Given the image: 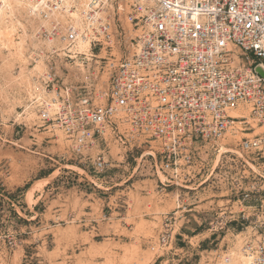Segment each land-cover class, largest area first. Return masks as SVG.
Wrapping results in <instances>:
<instances>
[{
	"label": "built area",
	"instance_id": "1",
	"mask_svg": "<svg viewBox=\"0 0 264 264\" xmlns=\"http://www.w3.org/2000/svg\"><path fill=\"white\" fill-rule=\"evenodd\" d=\"M29 2L42 24L39 38L60 47L51 61L110 71L106 94L49 73L46 89L60 93L45 103L44 125L60 130L100 175L112 167L113 149L123 159L151 161L164 177L160 192H176L158 239L163 250L173 248L178 223L192 212L182 195L195 197L218 174L252 179L249 189L240 180L232 189L242 210L216 213L209 231L227 236L229 226H240L239 253L264 264V205L245 206L264 193V78L255 70L264 66V0ZM231 132L249 137L238 151L221 152Z\"/></svg>",
	"mask_w": 264,
	"mask_h": 264
},
{
	"label": "rangeland",
	"instance_id": "2",
	"mask_svg": "<svg viewBox=\"0 0 264 264\" xmlns=\"http://www.w3.org/2000/svg\"><path fill=\"white\" fill-rule=\"evenodd\" d=\"M29 3L27 13L5 15L0 29V264H151L171 253L169 264H224L227 255L242 256V240L235 235L240 226H229L227 236L209 231L216 213L242 210L233 205L240 195L232 190L242 175L233 181L214 175L215 184L195 197L182 195L186 205L203 206L205 228L199 230L205 234L185 240L184 252H175L178 234L191 225L190 212L178 223L173 248L163 250L158 239L165 215L176 208V192H160L164 177L151 161L123 159L113 149L112 167L100 175L72 153L60 130L44 125V105L60 93L46 89L49 73L61 82L93 84L106 94L110 71L97 75L94 63L51 61V50L60 47L39 38L42 24ZM244 137L249 136L229 133L222 151H238ZM246 169L249 178L253 169ZM242 182L248 189L253 184ZM257 205H264V193L245 203ZM134 215L138 219L130 220ZM210 237L217 240L211 243Z\"/></svg>",
	"mask_w": 264,
	"mask_h": 264
},
{
	"label": "crops",
	"instance_id": "3",
	"mask_svg": "<svg viewBox=\"0 0 264 264\" xmlns=\"http://www.w3.org/2000/svg\"><path fill=\"white\" fill-rule=\"evenodd\" d=\"M196 204V205H195ZM190 205H194V208L192 209V212L190 215H188L189 217V223H191V225L189 226H185L182 230L181 233L178 234L177 239H176V243H175V247L176 250L175 252H184L185 250V245L184 242L185 240H194V239H198L199 237H201L203 234H205V231L203 230H199L200 228H205V226H203V224L205 223V216L203 214H201V209L203 208V206L201 205V203H198L197 201H194L193 203H191ZM137 220V215H134V218L130 219V220ZM134 228L132 227L131 230H133ZM198 232V233H197ZM206 235L208 236V234L206 233ZM215 237H210V241L211 243L215 242L217 240V238L213 239ZM140 240H144V239H140ZM131 241L136 242L137 240L134 238ZM175 254V253H174ZM173 253H171V255H174ZM171 255H167V257L164 259H159L158 261H155L154 263L151 264H169V262L171 261Z\"/></svg>",
	"mask_w": 264,
	"mask_h": 264
},
{
	"label": "bare ground",
	"instance_id": "4",
	"mask_svg": "<svg viewBox=\"0 0 264 264\" xmlns=\"http://www.w3.org/2000/svg\"><path fill=\"white\" fill-rule=\"evenodd\" d=\"M2 1H3V6H0V29H1V25L4 22V16L5 15H7V14L15 15L16 10H19L20 12L24 13L23 11L26 7H27V9H29L28 8L29 5L28 6H26V5L28 4V2L30 0H2ZM25 13H27L26 9H25ZM0 35H1V32H0ZM222 150H223V148H222ZM222 150H221V152H223ZM224 264H248V263L243 256H240V257L235 256V257H231L230 261L228 263H224Z\"/></svg>",
	"mask_w": 264,
	"mask_h": 264
},
{
	"label": "water",
	"instance_id": "5",
	"mask_svg": "<svg viewBox=\"0 0 264 264\" xmlns=\"http://www.w3.org/2000/svg\"><path fill=\"white\" fill-rule=\"evenodd\" d=\"M256 72L264 78V67L259 65L255 68Z\"/></svg>",
	"mask_w": 264,
	"mask_h": 264
}]
</instances>
